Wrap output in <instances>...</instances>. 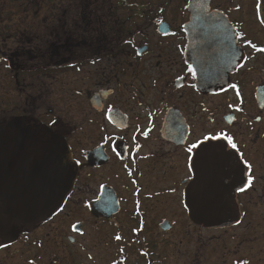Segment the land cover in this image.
Instances as JSON below:
<instances>
[{"label":"flooded vegetation","instance_id":"1","mask_svg":"<svg viewBox=\"0 0 264 264\" xmlns=\"http://www.w3.org/2000/svg\"><path fill=\"white\" fill-rule=\"evenodd\" d=\"M193 2L194 64L186 57ZM260 49L264 0H0V127L17 123L43 143L63 141L77 168L64 207L34 227L18 225L0 253L13 256L20 242L40 247L31 238L67 210L66 222L77 210L81 221L63 241L75 246L95 232L113 243L118 264H168L182 250L194 257L208 250L194 233L227 234L245 221L241 247L259 242ZM198 64L210 70L206 91L196 86ZM195 175L213 182L210 194L233 196L237 225L207 230L190 220Z\"/></svg>","mask_w":264,"mask_h":264},{"label":"water","instance_id":"2","mask_svg":"<svg viewBox=\"0 0 264 264\" xmlns=\"http://www.w3.org/2000/svg\"><path fill=\"white\" fill-rule=\"evenodd\" d=\"M187 29L186 57L194 64V2ZM197 88L206 91L209 68L196 65ZM205 75V76H203ZM77 180V168L67 145L43 143L17 123L0 127V240H16L18 225L34 227L50 220L65 205ZM213 182L195 179L186 190L188 216L207 230H223L239 223L233 196L210 194Z\"/></svg>","mask_w":264,"mask_h":264},{"label":"rangeland","instance_id":"3","mask_svg":"<svg viewBox=\"0 0 264 264\" xmlns=\"http://www.w3.org/2000/svg\"><path fill=\"white\" fill-rule=\"evenodd\" d=\"M69 213L70 210H67L62 216L40 228L31 238L40 247L26 246L20 242L10 250L13 256L9 253L8 255L0 253V264H30L31 261L35 264H118L119 262L114 261L116 256H114L113 243L108 241L106 244H101L99 236L91 229L88 230L90 233L93 232V235L79 237L75 246L68 245L67 240L63 241V235L68 234L71 223L81 221L80 210H77L70 221L66 222ZM262 216L264 214L260 215V217ZM246 225L247 221L243 223L242 227L233 229L227 234H212L203 231L194 233V237L196 236L200 244H208V250L204 252V248L199 254L194 250V257L192 254L185 257L183 250L181 254L179 251H175L169 254L167 262L168 264H240L241 261L246 260V264H264V236H262L264 224H261V227L257 229V232H261L260 241L241 247V235L243 237L244 234L250 236L244 232ZM154 238L158 240V237ZM31 240L29 241L31 242ZM157 240L154 241L158 243ZM247 247L250 250L248 258L242 252ZM19 250L20 252L17 253ZM117 250H122L121 246ZM15 253L17 255L14 256ZM137 253L139 251L136 252L132 248L131 256L134 255L135 260L141 258L140 255L136 258ZM135 264H145V262L143 260L135 261Z\"/></svg>","mask_w":264,"mask_h":264},{"label":"snow or ice","instance_id":"4","mask_svg":"<svg viewBox=\"0 0 264 264\" xmlns=\"http://www.w3.org/2000/svg\"><path fill=\"white\" fill-rule=\"evenodd\" d=\"M260 51H264V49H260ZM189 71H190V72L193 71V70L191 69V67H189ZM193 74H194V72H193ZM233 87H235V86L233 85ZM212 138H218V137H215V136H213V137H206V139H212ZM201 143H202V142H201ZM228 143L231 144V146H232L233 149L236 148V144L232 142L231 138H228ZM199 147H200V144L194 143V144L191 145V147L188 148V152H189V153H192L194 149H198ZM245 166H246V168H249V169L251 168V165H249V164H246ZM247 183H248L249 186H250L251 183H252V178H251L250 176H249V178H248V180H247ZM245 190H246V189L243 188V187H241V189H240V191H245ZM117 239H120V237H117Z\"/></svg>","mask_w":264,"mask_h":264}]
</instances>
